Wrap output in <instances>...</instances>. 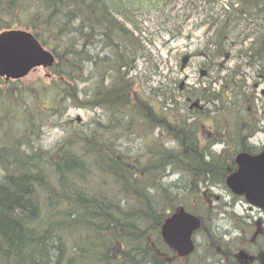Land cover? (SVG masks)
I'll use <instances>...</instances> for the list:
<instances>
[{
    "label": "trees",
    "instance_id": "obj_1",
    "mask_svg": "<svg viewBox=\"0 0 264 264\" xmlns=\"http://www.w3.org/2000/svg\"><path fill=\"white\" fill-rule=\"evenodd\" d=\"M162 1L0 0V31L28 30L55 56L47 82L0 77V264H264L258 257L263 240L253 242L251 261L242 260L238 251L253 244L206 219L214 211L243 217L226 203L218 207L211 189L228 190L236 153L261 148L250 142L261 130L252 107L227 95L237 87V100L251 101L243 85L228 76L218 91L192 89L203 104L191 100L184 110L176 97L153 103L136 88L131 71L147 46L139 26L144 21L136 19ZM201 1L199 27L208 24L201 50L215 48L203 57H226L223 45L238 42L229 35L245 14L256 31L239 44L256 32L245 56L250 66L264 68V26L257 19H264V0H230L225 9L216 0ZM70 108L101 114L70 123ZM46 126L64 131L48 150L39 143ZM189 199L205 210H192L202 220L201 241L195 239L194 252L182 258L160 229ZM252 227L260 228L257 222Z\"/></svg>",
    "mask_w": 264,
    "mask_h": 264
},
{
    "label": "rangeland",
    "instance_id": "obj_2",
    "mask_svg": "<svg viewBox=\"0 0 264 264\" xmlns=\"http://www.w3.org/2000/svg\"><path fill=\"white\" fill-rule=\"evenodd\" d=\"M228 2L230 0H216V6L218 8L222 6L225 9L226 6L223 3ZM234 7L239 9L236 4ZM202 9L203 2L201 0H163L159 5V9L155 7L148 15L138 14L139 17L136 21H144L139 26L145 33L142 38L147 46L145 57L143 59L138 58L135 68L131 71L137 81L136 88L144 92L153 103H156L155 98L162 99V95L165 97H176L180 107L184 110L189 108V102L191 104L193 102H199V105L203 104L202 101L196 100L191 94L192 89L211 87V91H218L219 85L223 82L226 84L228 76H232L235 85L240 83L243 85V89L246 90L247 97L251 101H239L240 98L237 100L235 97L237 87L231 88L233 90L232 93L229 92L227 95L230 96L233 102H239L242 107L248 106V109L252 107L253 111L250 115L258 119V126L261 130L250 138V142L256 146H264V68H260L261 65L259 63L255 64V66H250L248 63L249 59L245 56V53L250 55L248 50L251 47V41L257 37L256 32L253 38L243 42V45L239 44L244 40L242 39L244 36L255 30V25L251 21L243 19L246 17L245 14L241 15L240 29L235 32L231 31L232 35H229V38L233 36L238 42L224 44L223 48L226 57L218 58L212 56L210 61L204 58L203 55H213L215 48H212L211 51H208V49L201 50L205 43L204 30L208 25L205 22V25L199 27L201 20L203 21L204 19L201 14ZM198 14L201 15L198 16ZM261 17L257 15L258 23L264 26V19ZM199 50L202 55L198 52ZM187 53L191 55L189 63L184 70H180L181 58ZM200 69L208 70V75L205 78L200 77ZM50 72L48 68L35 67L28 75L17 80L24 85H28L38 79L47 82L51 75ZM3 80L5 83L8 82L5 81L6 79ZM206 98H209L208 95H206ZM189 110L192 115L197 112L194 109ZM99 114H101L99 110L70 108L65 115V119L70 123H74L77 119L86 122ZM242 114H245V112L242 111ZM145 131V133L148 132L147 129ZM156 133L157 131H155ZM63 135L64 131L61 127L48 128L46 126L43 129V135L39 143L43 149L48 150L54 147ZM138 141H141V139H138ZM214 148L219 151L221 145H216ZM176 178V176L171 177L172 180ZM211 189L212 196L218 201V204H216L218 207L224 206L223 204L226 203L227 206L225 207L228 211L232 210L236 215L243 217L240 219L229 218L227 213H225V216L220 213L215 215L216 212L214 211L215 216L212 213L210 216L206 214L208 223H211L213 227H219L220 231L231 230L230 235L233 238L239 237L236 236L239 231L242 234L239 242L251 244L250 239L255 233L252 224L261 221L260 224L264 228V214L257 210H250L248 205L240 198H233L230 191L221 186L212 187ZM185 205L186 210L190 213H192V210L200 213L205 210L198 199H189ZM210 206L212 207L214 204H210ZM239 224V230L233 228V225L238 227ZM194 238L199 242L201 241V236L197 233ZM262 240L264 241V234L260 235V238L256 240V244L261 243ZM255 251V244L247 248V252L250 254L255 253ZM258 257L264 263V252L258 253Z\"/></svg>",
    "mask_w": 264,
    "mask_h": 264
},
{
    "label": "water",
    "instance_id": "obj_3",
    "mask_svg": "<svg viewBox=\"0 0 264 264\" xmlns=\"http://www.w3.org/2000/svg\"><path fill=\"white\" fill-rule=\"evenodd\" d=\"M189 60L185 55L181 61L183 70ZM54 62L51 51L45 49L28 31L12 29L0 32V76L7 79L25 77L35 67H50ZM205 70L200 71L204 76ZM237 170L228 175L226 184L232 193L243 196L245 201L264 211V149L256 155L240 152L235 157ZM201 226V219L179 207L168 216L161 226L164 243L179 257L194 251L193 234ZM243 259L252 256L240 251Z\"/></svg>",
    "mask_w": 264,
    "mask_h": 264
},
{
    "label": "flooded vegetation",
    "instance_id": "obj_4",
    "mask_svg": "<svg viewBox=\"0 0 264 264\" xmlns=\"http://www.w3.org/2000/svg\"><path fill=\"white\" fill-rule=\"evenodd\" d=\"M260 233H261V230L260 229H257V231L255 233V236H258Z\"/></svg>",
    "mask_w": 264,
    "mask_h": 264
}]
</instances>
